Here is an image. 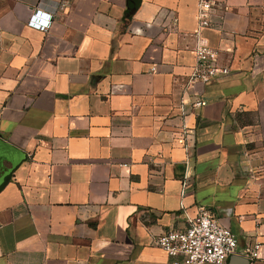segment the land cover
Masks as SVG:
<instances>
[{
  "label": "crops",
  "instance_id": "0c3cea01",
  "mask_svg": "<svg viewBox=\"0 0 264 264\" xmlns=\"http://www.w3.org/2000/svg\"><path fill=\"white\" fill-rule=\"evenodd\" d=\"M217 1L189 91L197 0H0V264H171L204 208L264 264V0Z\"/></svg>",
  "mask_w": 264,
  "mask_h": 264
},
{
  "label": "built area",
  "instance_id": "2783aa9c",
  "mask_svg": "<svg viewBox=\"0 0 264 264\" xmlns=\"http://www.w3.org/2000/svg\"><path fill=\"white\" fill-rule=\"evenodd\" d=\"M199 26L195 32L197 44L194 50L196 64L187 81L186 89L191 91L199 85H209L220 77L230 74L231 69L219 62L218 50L212 48L203 37V30L212 25V12L219 6L217 0H197ZM197 99L194 110L205 106ZM153 245L162 249L171 264H228L230 258L237 255L239 238L230 229L223 226L208 209H201L198 216L184 227H174L154 239ZM261 244L254 243L246 250L249 259H259Z\"/></svg>",
  "mask_w": 264,
  "mask_h": 264
},
{
  "label": "trees",
  "instance_id": "16d2710c",
  "mask_svg": "<svg viewBox=\"0 0 264 264\" xmlns=\"http://www.w3.org/2000/svg\"><path fill=\"white\" fill-rule=\"evenodd\" d=\"M143 0H127V9L125 11V16H124V24L127 27L128 24L131 22L133 15L131 14V12L133 10L138 11L139 8L141 7Z\"/></svg>",
  "mask_w": 264,
  "mask_h": 264
},
{
  "label": "water",
  "instance_id": "95a60500",
  "mask_svg": "<svg viewBox=\"0 0 264 264\" xmlns=\"http://www.w3.org/2000/svg\"><path fill=\"white\" fill-rule=\"evenodd\" d=\"M135 10L131 14H135ZM229 264H250V261L242 256L234 255L230 258Z\"/></svg>",
  "mask_w": 264,
  "mask_h": 264
}]
</instances>
